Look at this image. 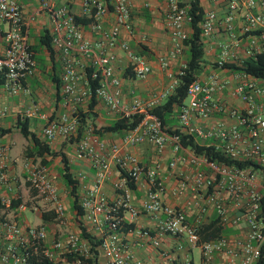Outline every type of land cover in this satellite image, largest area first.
I'll list each match as a JSON object with an SVG mask.
<instances>
[{
	"label": "built area",
	"instance_id": "built-area-1",
	"mask_svg": "<svg viewBox=\"0 0 264 264\" xmlns=\"http://www.w3.org/2000/svg\"><path fill=\"white\" fill-rule=\"evenodd\" d=\"M38 1L34 12H44L51 22V49L60 65L62 104H70L73 112L76 104L93 94L95 99L101 100L121 117L131 119L137 115L135 125L121 135V144L148 142L156 153H160L169 142L176 155L168 163L173 167L181 158L179 150L184 147L178 136L168 133L158 117L150 112L151 102L134 98L125 105L119 100L120 78L113 72L115 55L109 48L117 42L121 30L129 32L131 29L130 0H81V15L91 17L89 27L99 34L95 42L83 34L82 24L74 21L66 4L54 6L47 0ZM65 1L71 3L75 0ZM212 1L223 3V16L219 19L214 10L204 11L199 23L200 35L203 42L210 37L217 40L213 65L223 75L216 71L204 80L191 81L185 91L187 100L179 107L177 118L184 133L211 137L213 142L208 145L223 156L256 165L240 168L224 161L209 160L194 152L187 155L188 162L195 169L190 174H180L177 189L179 192L189 189L197 194L194 201L196 214L189 221L181 208L160 199L163 179L158 177L157 167H144L134 154L120 151V144H106L87 131L76 143L78 154L87 158L94 169L92 185L79 200L81 221L88 222L100 233L98 248L106 264H143L119 236L123 219L118 213L119 208L127 212L130 220L140 214L155 220L153 235L146 228L138 230V234L154 246L159 244L161 235L169 234L191 248L198 247L199 262L186 259L183 264H257L260 259L264 264V212L261 213L259 207L264 192V77L230 67L240 66L244 60L254 59L257 53L264 51V0ZM108 11L112 14V24L104 29L100 18ZM238 17L240 21L236 25ZM190 20L184 0H166L164 27L172 39V47L165 56L159 57L161 66L166 65L167 58H173L181 51L188 36L184 25ZM0 25H4L0 28V84L8 94H16L22 88V80L36 70L33 52L25 39L21 6L16 0H0ZM118 43L133 74L138 78L146 76L150 68L144 58L133 52L126 42ZM86 69H90L91 79H97L93 89L87 81ZM180 74L182 69L175 76L168 73L169 83L163 95L172 91ZM80 79L82 85H79ZM223 89L240 103L229 105L213 97ZM5 112L6 108L0 107V116ZM214 113L224 114L232 121L225 124L218 120L206 130L190 124L192 115L206 118ZM76 129L75 115L62 112L47 120L41 133L43 139L50 142L57 136L75 134ZM5 152V147L0 144V186L7 182ZM111 164L119 171L112 187L121 190L120 198L113 203L99 191ZM25 172L27 189L33 195L13 207L9 204L11 197L0 195V264H33L32 258L39 257L56 264H87L90 249L80 240L78 233L65 232L46 241L47 228L24 219L25 210L31 213L51 211L57 226L66 223L64 205L44 168L26 163ZM142 176L146 188L137 208L130 202L128 184H136ZM222 192L233 204H224ZM36 198L46 204H36L33 202ZM208 205L214 208L219 224L231 227L241 224L243 231L201 241L198 228ZM68 256L72 259L69 260Z\"/></svg>",
	"mask_w": 264,
	"mask_h": 264
},
{
	"label": "crops",
	"instance_id": "crops-1",
	"mask_svg": "<svg viewBox=\"0 0 264 264\" xmlns=\"http://www.w3.org/2000/svg\"><path fill=\"white\" fill-rule=\"evenodd\" d=\"M16 1L21 6L25 39L33 52L36 70L32 76L25 77L22 80V88L16 94H8L2 89L0 84V107L4 106L6 108L4 115L0 116V127L10 128L9 132L0 136V144L5 147L8 159L6 162L7 182L0 186V195L11 198L19 197L20 200L33 195L27 189L25 164L40 165L44 168L47 177L53 182L64 205L66 223L62 226L65 228L57 226L53 222L52 217L43 222L40 218V214L43 213L42 211L33 213L38 216V220L33 223L28 221L23 214L22 216L29 223L43 224L47 228L46 241L55 236V233L56 236L63 235L65 232L79 234L75 211L70 206L71 197L68 187L61 178V172L64 171L62 156L68 166V172L77 182L76 193L79 204L81 196L92 185L94 169L87 158L78 154L76 143L82 135L90 131L91 134L98 136L106 144H120V151L134 154L139 163L144 167H157L158 177L163 179L162 189L159 191L162 202L181 208L186 219L189 221L193 220L196 214L194 201L197 194L189 189H184L181 192L177 189L180 174H190L195 169V166L187 160V155L193 151L188 147L179 150L180 160L178 159L173 167H169V161L176 156L172 152L169 142L165 144L163 151L156 153L153 146L148 142L137 145L121 144V135L125 130L117 132L100 130L103 126L121 117L118 113L108 109L101 100L95 99L93 106L89 107L90 98H87L81 103L76 104L73 112L71 111L72 106L70 104L66 106L62 104L59 79L60 65L53 53H49L47 48L43 44H40L41 34L45 30L48 33L51 30L50 19L44 12L37 14L34 12L39 5L38 0ZM47 1L54 6L66 4L73 15L86 16L81 15V0H75L71 3H67L65 0ZM199 3L203 11L214 10L219 19L222 18L224 13L222 2L199 0ZM130 4L131 29L129 32L121 30L117 42L109 48V51L115 55V59L112 62L113 72L120 78V102L127 105L132 99L137 98L142 102L150 101V107H152L161 104L169 94H162L169 83L168 73L175 76L184 66L187 59L186 46L183 42L181 51L175 57L167 58L166 65L161 66L158 61L159 57L165 56L172 47V39L164 27L166 0H130ZM239 21L240 18L238 17L235 21L236 25ZM100 23L102 28L107 29L112 24V14L109 11L104 13L100 18ZM2 27L4 25H0V28ZM184 29L188 34L191 31L189 24H185ZM82 30L83 34L92 42L99 39V34L93 31L88 23L82 24ZM119 41L126 42L133 52L140 54L144 58L150 68L146 76L138 78L133 74L128 65V58L119 46ZM216 41L214 37H210L203 42L202 61L195 79L204 80L210 73L217 71L213 65L217 51ZM217 73L221 76L223 75L221 71H217ZM82 82L83 80L80 79L79 85H82ZM213 97L221 99L229 105H238L240 103L239 100L229 96L226 89H223ZM178 110L179 108H173V111L164 117V125L171 130L178 128L183 132V128L177 118ZM62 112L67 114L73 113L75 115L77 126L81 125L83 128L80 135L77 137V132H75V134L69 136H57L52 141L47 142L50 150L55 152L53 156L45 153L41 156H26L25 150L30 149L32 144L19 133L17 128L18 119H26L30 131L40 140H44L41 133L44 124L47 120L57 117ZM218 120L223 121L225 124H229L232 121L231 118L224 114L214 113L206 118L192 115L190 124L206 130ZM192 135L198 144L208 145L213 142V138L211 137H201L195 133H192ZM40 159L45 163L40 162ZM118 177V169L115 165L111 164L99 188V191L112 203L120 198L121 190H114L112 187V183ZM130 184H128L130 202L133 206L139 208L144 196L146 180L142 176L136 184ZM221 195L224 204H233L225 192H222ZM33 202L36 204H46L40 198H36ZM118 210L121 212L123 218L119 228V236L122 242L134 253L135 258L141 260L143 264H183L186 259L194 262L191 247L187 246L183 240L169 234H163L159 237V244L154 246L149 240L138 234V230L146 228L153 235L156 223L154 219L145 214H140L130 220L124 209L119 208ZM239 211L236 210V212ZM44 213L52 214L51 211ZM214 217H216L215 210L211 205H208L201 222H206ZM81 225L89 235L99 238L100 233L94 230L91 224L81 221ZM242 231L243 227L239 224L228 227L226 233H222L221 235L239 234ZM79 237L90 248L87 238L80 236V234ZM95 260L96 264H106V260L98 247Z\"/></svg>",
	"mask_w": 264,
	"mask_h": 264
},
{
	"label": "trees",
	"instance_id": "trees-1",
	"mask_svg": "<svg viewBox=\"0 0 264 264\" xmlns=\"http://www.w3.org/2000/svg\"><path fill=\"white\" fill-rule=\"evenodd\" d=\"M184 2L188 5V11L191 15V20L189 22V27L191 29L190 33L188 34L187 38L184 40V45L186 46L187 51V59L185 61L184 66L182 69V74L177 75V84L172 89V91L165 97V100L158 105L152 106L150 108V112L155 114L158 119L160 120L162 127L170 134H176L179 138V142L183 147L190 148L195 154H202L206 156L209 160H219L224 161L226 163L234 164L237 167H246L249 164L255 166L256 164L251 161H242L236 159H230L228 157L223 156L219 151L215 150L211 145H204L198 144L192 134L184 133L178 128L169 129L165 127L164 117L168 116L172 111L173 108L178 109L181 104H183L184 99L186 97L185 91L187 85L195 80L196 74L199 71L200 63L202 61L203 56V41L201 37V28H200V21L203 15V9L200 6L199 0H184ZM74 21L76 23L87 24L91 21L90 16H73ZM40 44H43L49 53H52L51 49V37L50 34L45 30L41 34ZM233 69H244L246 72L258 76L264 77V51L259 52L256 54L254 59H246L240 66L230 65ZM86 78L87 81L93 89L97 83V79L90 78V69H86ZM1 80V79H0ZM95 103V98L93 94L90 97V101L88 106L91 107ZM138 119L137 115H133L131 119L126 117H119L116 120L112 121L110 124L103 126L100 130L102 131H123L132 128ZM17 128L19 133L26 139L30 141L32 147L25 150V155H36L41 156L44 153L49 154L50 156L55 155V152L50 150L49 146L47 145L46 140H40L32 131H30L28 127V121L26 119H18ZM82 126L78 125L76 132L77 137L80 135L82 131ZM10 128H2L0 127V136L9 132ZM98 132V130H96ZM63 160V172H61V178L64 184L68 187V192L71 197V208L75 211V219L77 220V225L79 228V234L82 237L87 238L90 244V258L86 260L87 264H96V256H97V247L99 245L100 239L94 238L89 235L84 227L81 225V215L82 209L78 204V196L76 193L77 189V182L68 172V166L64 157L62 156ZM40 162L45 163L42 159ZM262 175L264 178V170L262 171ZM131 185V184H130ZM20 201L19 197H14L10 199V206L13 207L18 204ZM1 207V201H0ZM260 211L261 213L264 212V192H262L261 202H260ZM118 213L121 212L118 210ZM53 217L52 214L41 213L40 218L43 222ZM223 228L221 224L218 222V218L214 217L206 222H202L199 224L198 234L201 241H206L210 239H214L220 236L223 233ZM68 259L71 260L72 256H68ZM33 264H56L47 260L44 257L39 258H32ZM262 259L259 260L257 264H262Z\"/></svg>",
	"mask_w": 264,
	"mask_h": 264
},
{
	"label": "rangeland",
	"instance_id": "rangeland-1",
	"mask_svg": "<svg viewBox=\"0 0 264 264\" xmlns=\"http://www.w3.org/2000/svg\"><path fill=\"white\" fill-rule=\"evenodd\" d=\"M187 99L185 98V101H186ZM26 197H24V199H25ZM67 205V204H66ZM68 205H69V203H68ZM67 207V206H66ZM23 215L27 218V220L28 221H30V222H35V221H37L38 220V216H36L35 214H33V213H31V211H29V210H25L24 212H23ZM228 227H230V226H224V228H223V233H226V229H228ZM62 228H65L64 226H62ZM65 232V231H64ZM55 236H56V233L54 234ZM191 254H192V259H193V261L196 263V262H198L199 261V248L198 247H192L191 248Z\"/></svg>",
	"mask_w": 264,
	"mask_h": 264
}]
</instances>
